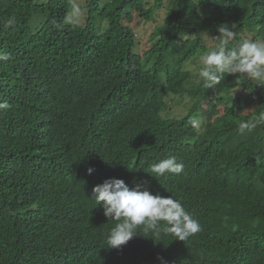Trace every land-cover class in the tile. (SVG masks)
I'll return each mask as SVG.
<instances>
[{"label":"trees","instance_id":"16d2710c","mask_svg":"<svg viewBox=\"0 0 264 264\" xmlns=\"http://www.w3.org/2000/svg\"><path fill=\"white\" fill-rule=\"evenodd\" d=\"M155 1L0 0V264H264V86L199 77L220 27L228 49L264 40V0ZM164 1L141 52L133 24ZM169 156L183 171L152 177ZM112 179L180 201L201 231L107 247L117 221L92 195Z\"/></svg>","mask_w":264,"mask_h":264},{"label":"clouds","instance_id":"9594fccd","mask_svg":"<svg viewBox=\"0 0 264 264\" xmlns=\"http://www.w3.org/2000/svg\"><path fill=\"white\" fill-rule=\"evenodd\" d=\"M219 43L215 50L202 54L199 62L203 67L199 70V77L206 88H213L223 79L225 73L229 75L241 74L247 80H254L264 86V40H241L231 49L226 44L234 33L229 27H220ZM10 57L0 54V61ZM8 108L7 103H0V109ZM260 121H264V112L260 113ZM197 126V121H192ZM257 126L256 121H244L239 125V131H251ZM184 169L175 156L160 160L150 165L151 176L163 177L167 173L180 174ZM93 169L89 168L91 174ZM92 199L96 207L102 206L103 214L108 220L117 223L108 233L106 245L112 249H120L138 233L142 226L144 234H151L158 238L161 233L174 235L177 240L185 241L190 236L201 231L199 222L184 208L180 201L171 196L153 195L143 185L137 184L129 188L123 180L112 179L102 181L101 185L93 188ZM66 264H74L69 262Z\"/></svg>","mask_w":264,"mask_h":264},{"label":"rangeland","instance_id":"374dc122","mask_svg":"<svg viewBox=\"0 0 264 264\" xmlns=\"http://www.w3.org/2000/svg\"><path fill=\"white\" fill-rule=\"evenodd\" d=\"M75 1L79 2L78 5H82L86 2V0H75ZM155 4H156L155 0H145V5L147 8L153 7ZM167 12H168L167 1H164L162 4L154 8L153 10L154 20L149 21V20L139 18L137 16L138 18L135 20L133 25L136 29V32L138 33L140 37L141 52L146 47L145 43L147 41V36L151 33L149 31L152 30L154 26H161L164 23ZM208 42L209 43H206L208 45V49L209 50L214 49L213 44L216 45V43L212 41L211 39H208ZM223 108L224 107L221 106L219 109L223 110ZM178 110L180 111L176 112V115H179L184 112V109L179 108Z\"/></svg>","mask_w":264,"mask_h":264}]
</instances>
